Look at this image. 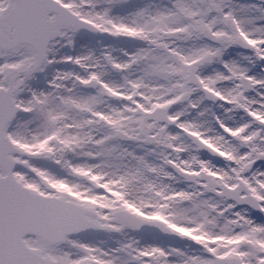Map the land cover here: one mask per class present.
I'll return each mask as SVG.
<instances>
[{
	"label": "snow or ice",
	"instance_id": "snow-or-ice-1",
	"mask_svg": "<svg viewBox=\"0 0 264 264\" xmlns=\"http://www.w3.org/2000/svg\"><path fill=\"white\" fill-rule=\"evenodd\" d=\"M0 264H264V0H0Z\"/></svg>",
	"mask_w": 264,
	"mask_h": 264
}]
</instances>
